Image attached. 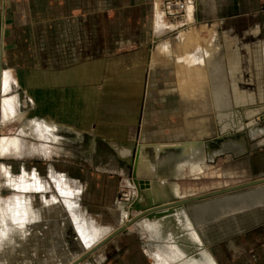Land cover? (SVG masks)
<instances>
[{
    "label": "crops",
    "instance_id": "0c3cea01",
    "mask_svg": "<svg viewBox=\"0 0 264 264\" xmlns=\"http://www.w3.org/2000/svg\"><path fill=\"white\" fill-rule=\"evenodd\" d=\"M213 2L212 10L195 15L197 22L208 27L195 29L198 44L182 42L178 34L162 45L164 30H158L159 18L151 0H0L1 123L18 121L21 131H26L24 118L36 136L44 137L38 139L48 173L44 193L50 183L66 182L73 189L71 201L79 200L90 181L99 182L101 176L62 158L67 150L94 151L100 141L106 150L116 153V164L112 165L129 164L131 151L137 146L140 151L144 146L143 151L152 150V164L159 174H167L173 197L189 196L180 194L171 184L183 172L189 174L186 168L199 165L203 170L208 158L204 143L209 138L224 137L226 103H240L245 98L251 101L250 94L242 90L253 96L251 104L264 103V0ZM240 23L252 25L241 29L236 25ZM203 27L207 32H201ZM209 28L213 35L208 34ZM199 49L209 53L207 60L197 56ZM4 77L9 83L3 93ZM202 103L206 108L200 113L196 104ZM21 105L22 113L18 111ZM199 116L211 117L214 126L210 135L200 138L202 144L194 156L181 157L178 150L164 148L158 159L155 157L154 148L147 145L175 142L176 135L190 139L194 134L193 119ZM218 120H222L220 127ZM17 150L16 138L0 139V156ZM117 151L129 154L122 158ZM171 151L177 152V159L189 161L175 166ZM202 156V161L195 160ZM51 171L56 178H51ZM109 179L115 183L114 177ZM55 187L57 198L64 203V195L59 194L56 184ZM117 193L114 190L110 196L106 212L116 209ZM189 210L187 214H193ZM207 216L201 213L195 222L203 224ZM190 222L187 230L192 232L191 238L187 234L188 238L179 243L182 251L178 256L170 251L169 240L141 224L135 223L149 232L151 239L158 240L157 245L150 246L139 235L136 239L126 237L133 223L87 259L91 260L89 264H219L195 232L192 218ZM151 226L157 230L155 222ZM253 226L249 242L260 253L248 254L250 264L264 262V223ZM84 233L87 239L92 236L87 226ZM233 246L235 249L237 245ZM163 253L171 257L166 262L160 258ZM233 262H241L240 256Z\"/></svg>",
    "mask_w": 264,
    "mask_h": 264
},
{
    "label": "rangeland",
    "instance_id": "374dc122",
    "mask_svg": "<svg viewBox=\"0 0 264 264\" xmlns=\"http://www.w3.org/2000/svg\"><path fill=\"white\" fill-rule=\"evenodd\" d=\"M213 1L218 0H191L190 10L187 13L191 20L187 22L185 19L182 23L166 22L158 9L157 19L159 18L160 23L158 30H164L160 43L165 45L167 39L176 38L180 28L184 27L185 29L186 25L187 27L190 25L188 28L192 27L197 30L203 25L208 28L205 24L197 22L195 15L200 16L202 12L206 14L212 10L210 5L214 3ZM206 24L211 25L212 23L207 22ZM236 25L241 29H248L252 24L240 23ZM209 29L208 34L213 35V29ZM196 54L198 57L204 58L203 60H207L206 58L209 56V53L203 54L200 49ZM242 92L250 94L251 101H244L245 98L240 103H226L224 127L227 132L222 134L224 135L223 139L209 138L204 143V150L208 158L203 170H200L199 165L193 166L192 169L186 168L191 175L183 172L182 177L179 175V180L171 184L178 189L180 194H188L189 199L264 179V103L251 104L253 102L251 93L248 90H242ZM257 98L263 97L257 96ZM23 107L21 105L18 111L22 113ZM22 123L27 127L26 131H21L19 122L2 124L0 117V139L12 137L18 141L16 152L11 151L0 156V209L2 215L5 213L8 216L15 209L23 211L29 207L27 209H30L32 216L35 217L32 218L33 221L25 218V222L21 225L24 226V235H21L22 231L19 234V231L15 229L17 226L12 222H6L3 225L6 226V230L4 229L3 232L7 233L6 235L9 234L13 243L0 246V264H69L96 246L95 243L108 237L109 233L124 226L130 217L133 218L141 214L143 211L141 208L137 211L132 206L136 198L138 205L143 206L140 197L142 189L134 178L135 167L132 165L138 146L136 150L131 151L129 164L122 163L121 165L119 162V165H112L116 164V153L106 150L100 141L94 151H65L62 158L65 162H75L78 164L77 168L93 175H99L102 179L99 182L96 179L90 181L87 184V191L79 200H72L74 203L71 201L73 189L66 182L59 184L55 182L59 194L64 195L63 203L62 199L57 198L55 184L50 183L46 188L47 193H44V180L48 173L38 141V139L44 140V137L42 138L38 133L36 136L26 119L23 118ZM221 123L222 120H218L219 127ZM144 147L142 148L144 149ZM143 149L141 152L152 164L153 151H143ZM178 152L179 155L181 151L178 150ZM118 154L125 158L129 152L125 151L123 154L118 152ZM165 155V153H161V157H165ZM176 155V151H171L170 158L176 161L178 165L175 166L177 167L179 164L184 165L189 161V159H177L178 155ZM154 159L157 161L158 157L157 159L154 157ZM92 160L94 161L92 162ZM108 160H113V163ZM195 160L202 161L203 156ZM106 161L108 162L106 163ZM89 163L93 165L88 166ZM156 172L158 171L156 170ZM52 176L55 177V174L51 171V178ZM109 177H114V184L111 183ZM134 183H138V187ZM167 187L172 201L188 199V197H182L183 199L173 197L168 183ZM114 190H118L116 200L118 205L116 209L110 210L111 212H106V207L112 201L110 196ZM13 196H24V198H21L19 203L14 201L10 203ZM25 200L29 201L28 205ZM122 209H126L127 212ZM186 209H192L193 214L188 215ZM176 210L178 223L175 224L176 230L171 232L175 237L165 238L169 240V243H172L170 251L175 254L174 256H178L177 253L182 251L179 243L188 238L187 234L191 238L192 232L187 230L191 223L190 218L195 224V232L203 238L210 254L219 259V264H250L247 260L248 254L252 252L253 255L257 254L258 256L260 253L250 244L249 240L250 235L254 233L253 224L258 222L262 225L264 223V184L199 200ZM190 210L188 212H191ZM117 212H120L121 215ZM201 213L208 215L203 220V224L195 222L196 218H200ZM153 222L156 224L155 218L149 219L146 216L138 219L134 225L128 226L126 237L136 239L139 235V238L148 241L150 246L157 245L158 240L151 239L149 232L143 231L139 225H136L141 224L151 233L159 234L151 226ZM84 226L91 230L90 243L84 233ZM110 227H115V230L111 232ZM177 236L178 238H176ZM101 238L103 239L98 242ZM234 244L237 245L235 249ZM238 256H240L241 262L234 263L233 259ZM160 258L166 262V259L171 257L163 253ZM89 261L91 260L86 259L80 264H89ZM252 264H264V262L253 261Z\"/></svg>",
    "mask_w": 264,
    "mask_h": 264
},
{
    "label": "bare ground",
    "instance_id": "6f19581e",
    "mask_svg": "<svg viewBox=\"0 0 264 264\" xmlns=\"http://www.w3.org/2000/svg\"><path fill=\"white\" fill-rule=\"evenodd\" d=\"M151 4H152V8L155 10V14L156 16L159 15V12H158V9H159V2L158 0H151ZM190 6V5H189ZM189 6L187 8V13H188V10L189 9ZM160 11V9H159ZM186 13V17L185 19L188 21L191 20V18L188 16V14ZM162 15V14H161ZM190 15V14H189ZM191 16V15H190ZM160 17V16H159ZM184 19V20H185ZM183 20V21H184ZM182 21V22H183ZM181 22V23H182ZM190 27V25L188 26ZM187 25L185 26V29L184 27L183 28H180V30L178 31V34L181 36L182 38V42H190V41H195L197 44H198V40L196 39V35H197V32L195 31V29H193L192 27L191 28H188ZM205 27L202 28V31H205L204 30ZM189 33V35H187ZM185 35L187 37H185ZM195 73V72H193ZM7 76V75H6ZM3 88H2V91L3 93L6 91L7 89V86H8V83H9V80L7 77H4L3 78ZM8 80V81H7ZM13 97V96H12ZM3 99V98H2ZM4 100V99H3ZM6 100V98H5ZM7 101H11L10 99L7 98ZM12 101H14L12 99ZM6 102V101H5ZM4 102V103H5ZM2 103V101H1ZM2 103V104H4ZM6 104V103H5ZM4 104V105H5ZM10 104V103H9ZM8 104V105H9ZM198 105V109L200 110V113H201V109H205L206 108V103H202V104H196V106ZM10 106H12L10 104ZM3 108V107H2ZM6 108V107H4ZM13 108V107H12ZM196 108V107H195ZM226 108V107H225ZM9 109V108H8ZM4 113V112H3ZM7 113V112H6ZM9 114V113H8ZM13 114V113H12ZM5 115V117H7L6 115L7 114H3ZM14 116V115H13ZM4 117V116H3ZM4 117V118H5ZM11 117V116H9ZM8 117V118H9ZM22 116H20V119H21ZM13 118V117H12ZM7 119V118H6ZM14 119V118H13ZM12 119V120H13ZM17 119L18 116H17ZM5 121V119L3 120ZM18 122V121H17ZM16 122V123H17ZM213 119L211 117H207V116H199V117H196L193 119V135L190 139L188 140H184L183 137L184 136H181V135H176L177 136V140L175 142H170V143H165V144H152L151 147L154 148L155 150V157H157L158 153L160 151H162L164 148H173L175 150H179L181 151L180 153L182 154L181 157H184V156H194L195 155V151L197 150V148H199V145H201L202 143V139H200L203 135H206V133H208L209 135L211 134V129L213 128ZM25 127V126H24ZM24 129V128H23ZM45 131V130H44ZM225 132H227L226 130V127L224 129ZM44 133V132H43ZM179 138V139H178ZM181 138L183 140H181ZM207 138V137H206ZM13 141V140H12ZM11 141V142H12ZM15 141V139H14ZM13 141V142H14ZM3 143V142H2ZM10 143V142H9ZM12 144V143H10ZM14 144V143H13ZM17 144V143H16ZM17 148V147H16ZM3 150V148H1ZM125 152V151H124ZM133 163L132 165H134L135 169H134V178H136V182L139 183L140 185V188L142 189V192H141V198H142V201H143V206H140L138 205L137 203V198H136V201L133 202L132 206L137 210H143L142 212H144L145 210H152V211H149L147 215H144L146 216L147 218L151 219V218H155L156 219V227L157 228V232H159V235L161 234L163 236V238H169V237H172L173 234L171 233L172 230L174 231V229L176 228L175 227V224L178 223V212L176 209L178 208H182V207H186L187 205H190L192 203H187V204H182V205H179L178 203L179 202H184V201H187V200H190V199H186V200H180V201H172L171 199V196L169 194V189L167 187V183H166V180H167V174L164 173V174H159L158 172H156V169L154 167L153 164H150L148 159L146 158V156H144L141 151L138 149L137 151V154L135 155L134 157V160H133ZM135 180V179H134ZM133 182V181H132ZM137 183V184H138ZM137 186L136 183H134ZM142 185V187H141ZM262 185V184H261ZM240 186V185H238ZM259 186V185H257ZM236 187V186H234ZM256 187V186H254ZM139 188V189H140ZM233 188V187H231ZM140 189V190H141ZM140 192V191H139ZM211 194V193H209ZM207 195V194H205ZM204 196V195H203ZM137 197H138V188H137ZM201 197V196H199ZM21 198H24V196H15L13 197L12 200H10V203H13L16 202V203H19L22 199ZM198 198V197H197ZM21 199V200H20ZM28 200V199H27ZM27 205H28V202L27 201ZM24 201V202H25ZM22 202V203H24ZM25 204V203H24ZM14 205V204H13ZM21 205V203H20ZM19 206V205H18ZM26 207V206H25ZM13 208V207H12ZM29 207H26L25 210L21 211H17L16 209L12 211V213H10V215L8 214V216L4 213V215H2V210L0 209L1 211V215H0V246L3 245V244H8V243H13L12 242V239L9 237V234L6 235L3 231L4 229L6 228V226H3L6 222H12L13 225H16L17 228H15L16 230L19 231V234L21 233V235H24L25 234V231L23 230L24 229V226L22 227L21 225L25 222V218H27V220H31L33 221V217L35 216H32V212L30 211V209H27ZM141 208V209H140ZM24 209V208H23ZM10 212V211H9ZM27 212V213H26ZM141 212V214H142ZM35 215V213H34ZM140 214H138L137 216H134L133 218L130 217L129 218V221L127 223H129L130 221L134 220L135 218H137ZM144 216H141L139 217L138 219L144 217ZM35 219V218H34ZM137 219V220H138ZM36 220V219H35ZM136 220V221H137ZM126 223V224H127ZM134 223V222H133ZM132 223V224H133ZM125 224V225H126ZM131 224V225H132ZM122 227V226H121ZM120 228V227H119ZM118 229V228H117ZM116 229V230H117ZM6 230V229H5ZM115 230V231H116ZM176 230V229H175ZM114 231V232H115ZM113 233V232H112ZM111 233V234H112ZM110 234V235H111ZM109 235V236H110ZM175 235V234H174ZM89 238V237H88ZM91 238V237H90ZM107 238V237H106ZM178 238V236L176 237ZM103 241V240H102ZM101 241V242H102ZM3 243V244H2ZM89 243H90V239H89ZM100 243V242H99ZM99 243H96L95 245L97 246ZM95 247V246H94ZM93 247V248H94ZM91 250V249H90ZM89 250V251H90ZM86 253V252H85Z\"/></svg>",
    "mask_w": 264,
    "mask_h": 264
},
{
    "label": "water",
    "instance_id": "95a60500",
    "mask_svg": "<svg viewBox=\"0 0 264 264\" xmlns=\"http://www.w3.org/2000/svg\"><path fill=\"white\" fill-rule=\"evenodd\" d=\"M261 184H264V179L253 181V182H250V183H247V184H243V185H240V186H236V187H233V188H227V189H224V190L212 192L211 194H207V195H204V196H201V197H198V198H193V199H190V200H187V201H184V202H179L178 204L182 205V204H187V203H193V202H196V201H199V200H204V199L212 198V197L219 196V195H225V194L241 191V190H244V189H247V188H250V187H254V186H257V185H261ZM141 187H142V185H141ZM149 211H152V210H148V211L145 210L137 218H135L134 220L130 221L126 225L118 228L115 232H113L110 236L105 238L97 246L92 248L90 251L82 254L81 256H79L73 262H71L69 264H80L82 261L86 260L94 251L99 249L101 246H103L109 240H111L112 238L116 237L117 235L123 233L126 230V228L128 226H130L133 222H135L139 217L147 215Z\"/></svg>",
    "mask_w": 264,
    "mask_h": 264
},
{
    "label": "built area",
    "instance_id": "2783aa9c",
    "mask_svg": "<svg viewBox=\"0 0 264 264\" xmlns=\"http://www.w3.org/2000/svg\"><path fill=\"white\" fill-rule=\"evenodd\" d=\"M160 13L166 22L181 23L187 13L191 0H158Z\"/></svg>",
    "mask_w": 264,
    "mask_h": 264
}]
</instances>
